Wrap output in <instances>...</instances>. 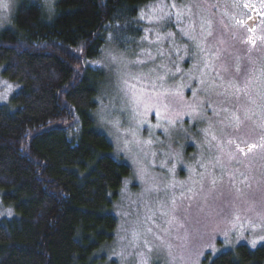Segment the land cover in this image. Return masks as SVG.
I'll return each instance as SVG.
<instances>
[{"label": "rangeland", "instance_id": "1", "mask_svg": "<svg viewBox=\"0 0 264 264\" xmlns=\"http://www.w3.org/2000/svg\"><path fill=\"white\" fill-rule=\"evenodd\" d=\"M30 1L47 16L56 2ZM18 2L0 10V31ZM256 7L261 18L249 31L250 0H154L105 38L92 63L105 74L94 118L131 175L111 205L116 227L94 253L99 264H203L264 244V14ZM137 59L146 63L128 66L155 69L166 96L133 118L121 75ZM17 89L0 69V105ZM12 217L0 200V220Z\"/></svg>", "mask_w": 264, "mask_h": 264}, {"label": "trees", "instance_id": "2", "mask_svg": "<svg viewBox=\"0 0 264 264\" xmlns=\"http://www.w3.org/2000/svg\"><path fill=\"white\" fill-rule=\"evenodd\" d=\"M152 1L56 0L47 16L19 0L0 31L1 75L18 86L0 105V200L14 212L0 220V264H99L131 169L96 126L105 74L92 63L111 30ZM203 264H264V244Z\"/></svg>", "mask_w": 264, "mask_h": 264}, {"label": "snow or ice", "instance_id": "3", "mask_svg": "<svg viewBox=\"0 0 264 264\" xmlns=\"http://www.w3.org/2000/svg\"><path fill=\"white\" fill-rule=\"evenodd\" d=\"M9 7L10 0H0V10L7 12L9 10ZM141 18L143 19V16ZM168 35L172 34L169 33ZM144 39H147V37H145ZM145 63L146 61L143 59L130 61L125 65V71L121 75V91L124 95L126 103L132 108V111L134 113L133 118L141 115L139 109L143 108L144 113L146 114L147 111L151 109L153 104H160L162 102V98L166 96V93L157 91L156 80L152 78V73L155 71V69H149L148 72H145L140 68L132 70L128 66L129 64L139 66L144 65ZM177 71H179V68H177ZM158 79L163 80V76H159ZM164 107L165 109H167L168 105L164 104ZM193 110H195L194 106ZM168 122L170 125L174 123L172 119H169ZM163 166L164 165L161 164V167ZM141 171H143V169ZM169 171L171 172L173 171V169H169ZM253 243H255V241H253Z\"/></svg>", "mask_w": 264, "mask_h": 264}, {"label": "flooded vegetation", "instance_id": "4", "mask_svg": "<svg viewBox=\"0 0 264 264\" xmlns=\"http://www.w3.org/2000/svg\"><path fill=\"white\" fill-rule=\"evenodd\" d=\"M253 4V9L251 10H246L244 11L245 15H246V24L248 25V30H254L255 29V25L257 23V21H259L258 19L261 18V16H257L255 13L254 8H257L256 6L260 7L259 8V12H263L264 14V2L263 0H250ZM258 17V18H257ZM244 22V21H243Z\"/></svg>", "mask_w": 264, "mask_h": 264}, {"label": "clouds", "instance_id": "5", "mask_svg": "<svg viewBox=\"0 0 264 264\" xmlns=\"http://www.w3.org/2000/svg\"><path fill=\"white\" fill-rule=\"evenodd\" d=\"M3 27V24L2 23H0V28H2Z\"/></svg>", "mask_w": 264, "mask_h": 264}]
</instances>
